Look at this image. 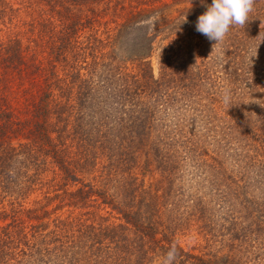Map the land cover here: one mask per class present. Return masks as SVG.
I'll use <instances>...</instances> for the list:
<instances>
[{
    "label": "trees",
    "instance_id": "trees-1",
    "mask_svg": "<svg viewBox=\"0 0 264 264\" xmlns=\"http://www.w3.org/2000/svg\"><path fill=\"white\" fill-rule=\"evenodd\" d=\"M211 3L0 0V264H146L173 246L148 220L157 209L144 204L125 149L158 115L165 138L192 145L181 104L201 105L209 85L196 23ZM255 16L228 32V58L264 37ZM160 39L168 58L156 80L147 62ZM88 94L115 110L110 125L101 111L93 124L81 117L75 103ZM251 113L264 143V103Z\"/></svg>",
    "mask_w": 264,
    "mask_h": 264
},
{
    "label": "rangeland",
    "instance_id": "rangeland-1",
    "mask_svg": "<svg viewBox=\"0 0 264 264\" xmlns=\"http://www.w3.org/2000/svg\"><path fill=\"white\" fill-rule=\"evenodd\" d=\"M256 4L252 12L256 11V25L264 32V0ZM215 43L208 39L197 49L203 52L198 65L204 68L207 64L210 75L209 85L199 94L206 101L181 104L191 107L185 120L186 130L196 134L187 139L192 145L177 136L165 138L160 124L168 121L158 115L155 124L159 127L138 133L125 151L131 154L130 167L144 204L157 209L148 216L158 230L157 238L165 234L185 252L183 256L178 253L173 264H264V143L251 129H258L252 126L257 123L250 124L254 119L251 110L264 103V37L260 36L256 46L243 47L241 56L231 58L226 54L231 48L226 37ZM166 45L157 41L147 62L156 80L164 75ZM238 83L241 87L234 93ZM228 89L234 93L229 103L224 97ZM257 91L262 100L255 99ZM87 98L75 103L83 105L81 117L93 124L95 113L102 112L110 125L109 114L115 110L99 107L96 99L100 95L88 94ZM139 107L140 103L129 105L136 114ZM153 252L146 264H163L167 253L157 248Z\"/></svg>",
    "mask_w": 264,
    "mask_h": 264
},
{
    "label": "clouds",
    "instance_id": "clouds-1",
    "mask_svg": "<svg viewBox=\"0 0 264 264\" xmlns=\"http://www.w3.org/2000/svg\"><path fill=\"white\" fill-rule=\"evenodd\" d=\"M254 5L255 0H212L207 10L198 17L196 30L217 44L225 39L233 26L246 25ZM177 255L178 252L173 245L163 264H173Z\"/></svg>",
    "mask_w": 264,
    "mask_h": 264
}]
</instances>
